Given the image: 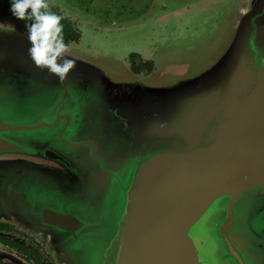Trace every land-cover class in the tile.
<instances>
[{
  "label": "water",
  "instance_id": "1",
  "mask_svg": "<svg viewBox=\"0 0 264 264\" xmlns=\"http://www.w3.org/2000/svg\"><path fill=\"white\" fill-rule=\"evenodd\" d=\"M240 3L217 53L140 50L148 77L68 46L59 78L2 18L0 219L64 264H264V0Z\"/></svg>",
  "mask_w": 264,
  "mask_h": 264
},
{
  "label": "rangeland",
  "instance_id": "2",
  "mask_svg": "<svg viewBox=\"0 0 264 264\" xmlns=\"http://www.w3.org/2000/svg\"><path fill=\"white\" fill-rule=\"evenodd\" d=\"M148 1L47 0L48 4L64 11L74 26L78 25L81 37L73 47L88 49L89 56L98 54L101 60L106 61L114 53L130 47L142 50L149 39L144 40L145 35L160 46V52L206 58L210 53H217L230 39L232 32L227 25L230 21L235 24V11L241 4L240 0H218L197 6V2L202 0H155L150 17L142 21L139 16L146 11ZM189 5L190 8H186ZM175 10L182 12L175 16L167 14ZM82 13L93 18L88 22L96 26L115 27L120 21L130 25L124 29H107L96 35L85 28L89 23L84 21ZM227 17L229 19L224 21ZM81 20L85 26H80Z\"/></svg>",
  "mask_w": 264,
  "mask_h": 264
},
{
  "label": "flooded vegetation",
  "instance_id": "3",
  "mask_svg": "<svg viewBox=\"0 0 264 264\" xmlns=\"http://www.w3.org/2000/svg\"><path fill=\"white\" fill-rule=\"evenodd\" d=\"M154 1L155 0H149L146 5V11L141 13L139 16L142 21H146V18L150 17V12L154 8ZM214 1L218 0L198 1L197 6H205L209 2ZM2 5L3 2L0 1V19L10 17L12 20H19L9 11V3L1 7ZM49 7L51 11L62 15V20L70 26L72 35H69L70 39H68L66 44L68 46H73V44L77 43L81 37V32L79 28H77L78 25L74 26L70 19L66 17L64 11L58 10L50 4ZM186 8H190V5ZM182 10H175L167 14L175 16L178 13H181ZM82 14L84 16V21L89 23V25L82 24V20L80 21L81 25L80 23L79 25H86L85 28L89 29L96 35H99L102 31L107 29H124L130 25V23H123V21H120L115 27L96 26L93 23L88 22L93 20V18L87 16L85 13ZM19 21L26 25L31 23V21L27 19ZM146 38H149L147 45L144 47L147 52L160 49V46L156 45L149 35H145L143 39L145 40ZM147 52L145 53L135 50L128 53V65L133 73L142 74L144 77L158 74L159 67L156 65L154 60L147 55ZM59 257L60 256L55 253L54 249L43 237L32 233L28 228H25L22 224L16 222L15 220L0 219V264H64Z\"/></svg>",
  "mask_w": 264,
  "mask_h": 264
},
{
  "label": "clouds",
  "instance_id": "4",
  "mask_svg": "<svg viewBox=\"0 0 264 264\" xmlns=\"http://www.w3.org/2000/svg\"><path fill=\"white\" fill-rule=\"evenodd\" d=\"M9 11L19 20L31 21L26 27L28 55L34 65L63 78L75 63L64 55L68 45L60 23L63 16L51 11L47 0H9Z\"/></svg>",
  "mask_w": 264,
  "mask_h": 264
},
{
  "label": "trees",
  "instance_id": "5",
  "mask_svg": "<svg viewBox=\"0 0 264 264\" xmlns=\"http://www.w3.org/2000/svg\"><path fill=\"white\" fill-rule=\"evenodd\" d=\"M3 2V7L5 4L9 3V0H0ZM60 23L63 25V37H64V42L67 43L68 39H70L69 35H72L70 26L63 20L60 21Z\"/></svg>",
  "mask_w": 264,
  "mask_h": 264
}]
</instances>
